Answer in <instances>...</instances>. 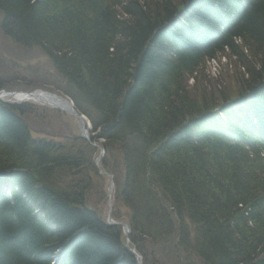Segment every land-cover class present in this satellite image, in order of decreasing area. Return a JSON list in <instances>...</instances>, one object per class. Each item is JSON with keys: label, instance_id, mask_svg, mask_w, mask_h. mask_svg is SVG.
<instances>
[{"label": "trees", "instance_id": "obj_1", "mask_svg": "<svg viewBox=\"0 0 264 264\" xmlns=\"http://www.w3.org/2000/svg\"><path fill=\"white\" fill-rule=\"evenodd\" d=\"M0 32L45 57L22 88L58 91L90 120L143 264H264V0H0ZM221 56L244 72L236 84L209 81ZM47 111L0 102V264H49L74 231L62 264H136L85 207L91 141L32 135ZM51 190L56 229L34 206Z\"/></svg>", "mask_w": 264, "mask_h": 264}, {"label": "rangeland", "instance_id": "obj_2", "mask_svg": "<svg viewBox=\"0 0 264 264\" xmlns=\"http://www.w3.org/2000/svg\"><path fill=\"white\" fill-rule=\"evenodd\" d=\"M44 58L45 57L37 52L35 48L22 50L17 44L15 45V43L10 42L6 37H3L0 32V84L4 89H6V91L8 90V88H22L25 82L18 81L17 77L20 76L25 79L31 77L32 75L30 73V70H34L37 65L44 61ZM17 67H20L19 70L14 69ZM205 71L211 83L220 82L223 85H228L229 83H237V78H235V76L237 75L236 72L241 73L242 69L239 66H236L232 61H229L227 58L226 60L220 59V61L215 60L212 62H208ZM38 72L39 74H41L40 71ZM11 91L13 90L11 89ZM53 111L49 109V111L45 113L46 119L44 120V122L41 119L37 120L34 118H29L27 120V124L31 129L33 136L50 135L55 136V140L62 141L63 136H67L70 133L72 135V133L77 131V120L73 116H68L67 114L60 111ZM32 113H34V111ZM95 144L96 145L94 147L97 156L98 147L96 146H100V143L97 141L95 142ZM101 170L106 169L103 167L101 168ZM92 182L94 183L92 189L90 190L89 202L92 205H96L95 208L104 210L107 213L108 207L107 205H105V201L103 200L104 197H102L103 192L107 186L106 176H102L100 177V179H97V181L93 180ZM109 212L110 220L117 218L121 220L122 223H129L130 210L127 207L123 205L121 206L120 204H113L112 209L110 208ZM127 226L129 228V225ZM122 232L124 233L123 230ZM189 233L191 236V231H189ZM67 248L69 249L70 246H67ZM171 248L176 251H179L180 249V247L177 245H173Z\"/></svg>", "mask_w": 264, "mask_h": 264}, {"label": "bare ground", "instance_id": "obj_3", "mask_svg": "<svg viewBox=\"0 0 264 264\" xmlns=\"http://www.w3.org/2000/svg\"><path fill=\"white\" fill-rule=\"evenodd\" d=\"M189 1L194 2V0H189ZM222 15L223 14H221L220 16H222ZM224 16H223V18H224ZM175 17H177V18H179L181 20L184 18L183 17V10L181 9V7L177 9V12L175 14ZM201 25L207 27L205 25V22H202ZM207 30H210V29L208 28ZM205 38H206V41L208 43L211 42V44H213L214 42H216L217 36L215 35V31L209 32L207 34V36H205ZM262 131H264V129ZM5 176H1L3 180H6V177ZM8 189H9V186L7 184H4L3 191L8 192ZM59 201H62V200L59 198L58 194L55 191L51 190L50 193H49V195L47 196V198L44 201H42L41 203H39L37 205L34 204V206L36 207V211L39 212V215H40V217L43 220H45L47 222L49 221L47 219V215L52 216L55 219V222H54L55 229H56V226L58 228H60L62 226L61 220L57 216V214L51 213V209L49 207L52 206V203L59 202ZM85 207H86L87 210H92L95 213V216L97 217V219H99L105 225H106V223H109L110 222V219H109L110 218V215L108 214V212L106 213L104 210H100L99 208H95L96 205H90V204H88V202L85 203ZM261 209L263 210V206L262 205H261ZM259 213L262 214V211H260ZM144 217H145V211L142 210L141 219L144 218ZM53 218H50V222L53 221ZM163 225H167V222H165ZM75 233H77V232L74 231L73 232V236L71 238L65 240V242H68V243L64 244V246L61 245V246L57 247L53 251V253L49 257L52 260V261L49 260L50 261L49 264H56L57 261L61 260V258L58 259L59 252H63V250L67 248V246L69 245V243L76 242L77 236L75 235ZM190 237L191 238L193 237V233H192V235ZM195 238L196 237H194L193 240L190 241L191 245H196ZM209 242L210 241H208L207 247L201 246L199 248H196V250H199L201 252H204L206 250V252H207L208 251V246H210V243ZM261 244L264 245V235L262 237V240L260 241V245ZM211 246H212V244H211ZM158 250L159 249H156L155 252L158 251ZM133 251L134 252H132L131 255L135 258L136 264H143L142 254L139 251H137V249L134 247V245H133ZM227 253L234 255V252H232V251H228ZM193 255H194V262H195V264H201V263H199L197 261H199L200 260V257H202V256H199L198 257L195 254H193ZM120 256H121V257H119L120 258V261L125 259V256H123V254H120ZM238 260H241V258L238 259ZM241 261H244L243 264H246V263H249L250 259L247 258V259H244V260H241ZM45 264H48V263H45ZM73 264H75V262ZM206 264H212V263L207 262Z\"/></svg>", "mask_w": 264, "mask_h": 264}, {"label": "water", "instance_id": "obj_4", "mask_svg": "<svg viewBox=\"0 0 264 264\" xmlns=\"http://www.w3.org/2000/svg\"><path fill=\"white\" fill-rule=\"evenodd\" d=\"M27 98L33 99V100H41L53 107H57L65 112H68L70 114H74L77 116V113L73 109L70 102L66 101L64 98L56 96L54 94H47V93H40L39 91H35L32 93H29L27 95ZM79 124L82 125V121L79 117Z\"/></svg>", "mask_w": 264, "mask_h": 264}]
</instances>
